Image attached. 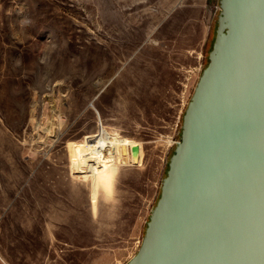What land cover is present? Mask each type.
<instances>
[{
    "label": "rangeland",
    "instance_id": "obj_1",
    "mask_svg": "<svg viewBox=\"0 0 264 264\" xmlns=\"http://www.w3.org/2000/svg\"><path fill=\"white\" fill-rule=\"evenodd\" d=\"M218 12V0H0V264L135 254ZM98 143L114 146L107 158Z\"/></svg>",
    "mask_w": 264,
    "mask_h": 264
},
{
    "label": "water",
    "instance_id": "obj_2",
    "mask_svg": "<svg viewBox=\"0 0 264 264\" xmlns=\"http://www.w3.org/2000/svg\"><path fill=\"white\" fill-rule=\"evenodd\" d=\"M215 36L126 264H264V0H218Z\"/></svg>",
    "mask_w": 264,
    "mask_h": 264
},
{
    "label": "bare ground",
    "instance_id": "obj_3",
    "mask_svg": "<svg viewBox=\"0 0 264 264\" xmlns=\"http://www.w3.org/2000/svg\"><path fill=\"white\" fill-rule=\"evenodd\" d=\"M114 147L113 145L110 146V144L107 143H98V144H93L90 147V151L92 152L93 156L96 158H107V153L109 152L110 149ZM108 160V159H107ZM128 159L126 157L123 158V162L127 163Z\"/></svg>",
    "mask_w": 264,
    "mask_h": 264
},
{
    "label": "trees",
    "instance_id": "obj_4",
    "mask_svg": "<svg viewBox=\"0 0 264 264\" xmlns=\"http://www.w3.org/2000/svg\"><path fill=\"white\" fill-rule=\"evenodd\" d=\"M207 62H208V58H207L206 64H207ZM206 64H205V65H206Z\"/></svg>",
    "mask_w": 264,
    "mask_h": 264
}]
</instances>
